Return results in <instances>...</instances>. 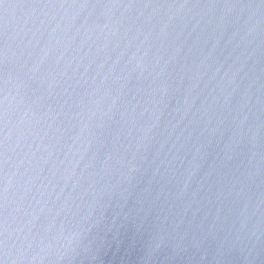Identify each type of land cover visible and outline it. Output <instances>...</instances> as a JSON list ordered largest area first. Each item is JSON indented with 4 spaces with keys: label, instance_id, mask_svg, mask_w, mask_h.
Here are the masks:
<instances>
[{
    "label": "water",
    "instance_id": "1",
    "mask_svg": "<svg viewBox=\"0 0 264 264\" xmlns=\"http://www.w3.org/2000/svg\"><path fill=\"white\" fill-rule=\"evenodd\" d=\"M0 102L4 264H264V0H3Z\"/></svg>",
    "mask_w": 264,
    "mask_h": 264
},
{
    "label": "snow or ice",
    "instance_id": "2",
    "mask_svg": "<svg viewBox=\"0 0 264 264\" xmlns=\"http://www.w3.org/2000/svg\"><path fill=\"white\" fill-rule=\"evenodd\" d=\"M3 3V0H0V4ZM65 6L64 3H60L59 5L49 3L45 6ZM75 6V4H73ZM82 6H87V3H85ZM7 125V112L3 109V102H0V149H3L4 145L6 144L7 137L3 136L2 133ZM3 151H0V173L3 172V165L6 163V159L4 158ZM6 193H7V187L3 186L0 188V201H3L6 204ZM4 204H0V207H3ZM0 228L3 229V231H0V236H4V232L6 231V228L4 227V223H0ZM7 255V245H6V236H4L3 239H0V257H3ZM0 264H4V261L0 259Z\"/></svg>",
    "mask_w": 264,
    "mask_h": 264
}]
</instances>
